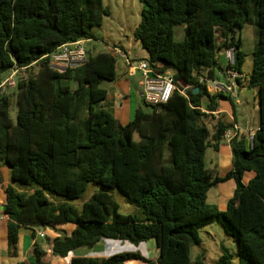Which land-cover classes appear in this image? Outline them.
Instances as JSON below:
<instances>
[{"label": "trees", "instance_id": "obj_1", "mask_svg": "<svg viewBox=\"0 0 264 264\" xmlns=\"http://www.w3.org/2000/svg\"><path fill=\"white\" fill-rule=\"evenodd\" d=\"M139 2L134 39L153 73H172L177 90L166 104L143 102L123 125L102 87L118 78L112 52L90 47L83 66L62 74L46 57L66 43L96 41L93 29L110 16L104 0H0V83L18 71L16 87L0 95V186L2 168L9 171L3 205L7 254L18 256L21 229L34 230L35 240L36 230L73 225L70 235L53 239L54 255L67 257L104 239L135 246L155 241L157 264H191V246L201 244L199 230L218 222L237 246L238 264H264V0ZM246 25L254 26L258 39L248 87L258 91L259 126L252 144L244 134L233 137L232 169L219 177L207 167L206 152L218 147L234 123L224 115L215 121L213 113L220 101L234 102L211 95L203 80L215 81L217 58L231 49L242 74L246 53L235 36ZM180 26L184 38L178 42ZM246 173L254 174L248 184ZM229 180L236 189L220 211L208 203V194ZM89 186L94 193L77 207ZM115 195L134 212L122 214ZM221 250L219 264H231L228 250ZM45 256L35 242V264H48ZM130 261L153 264L139 253L74 258L72 264Z\"/></svg>", "mask_w": 264, "mask_h": 264}, {"label": "crops", "instance_id": "obj_2", "mask_svg": "<svg viewBox=\"0 0 264 264\" xmlns=\"http://www.w3.org/2000/svg\"><path fill=\"white\" fill-rule=\"evenodd\" d=\"M111 14L112 13L110 12V15ZM127 14H129V12H127ZM134 31L132 37L123 36L125 39H127V41L126 40L125 41L128 42V46L127 44H123V43L114 46L120 49L126 55V59L121 58L123 60L121 63L122 72L118 74L117 71L118 74L117 80L104 88L108 91L109 96L113 100L112 109L114 116L123 125L129 123L132 120L137 108L140 105H142V103L144 102L143 75L141 72H136L134 74H131L129 71L130 63L137 65L139 62L145 61L147 58V53L146 55L140 53L139 56L136 54L132 56V52L136 48L134 42H137L134 39ZM253 33H254V29H253ZM239 37L240 39L242 38L241 35ZM102 45H103V41L101 39H98L97 37H96V41H93L91 43V46L95 47L98 50H105L106 48L110 49V47L102 48L101 47ZM222 53H223L224 61L223 64L218 63L219 69L216 70L215 81L220 84L228 85V81L225 76V70L227 69V59L225 53L221 52V54ZM243 79L244 78L242 77L239 84L237 82V85L234 88L233 92H229L226 94V96H229L234 101L236 107L243 106V103L240 101L239 95L243 90L249 88L248 83L245 84ZM257 95H258V91H257ZM254 106H255V110L257 111V117L255 118L254 116L253 117L250 116V113H248L249 111L246 108H244L242 122L238 120V109L235 106L233 107L230 102L224 100L218 103V111L216 112L215 115L214 114L213 115L215 121L219 119L220 115H224L223 120L226 122L234 123V126L240 127L243 130L249 128L255 130L259 126L258 98H257V105L255 103ZM209 150H211V153L207 157ZM206 159H207L206 161L207 167L211 171H213L215 175L219 177L225 176L232 169V152H231L230 143L223 140L218 145L217 148H212V147L209 148L206 152ZM1 171L4 176V184L0 186V264H18L24 261H28L30 264H35V260L32 257V248L35 242H38L46 252L44 261L47 262L48 264H72L74 258L108 259L113 255L121 254V253H139L146 260L151 261L153 264H157L156 260H154V257L158 256L157 257L158 260L159 249L155 241L153 242L148 241L145 243H141L138 246H135L127 241L104 239L100 241L93 248L84 247L77 249L71 252L67 257H60L54 255L52 251L53 239L62 235H70L74 230L73 225L56 226L50 230H44V231L36 230L35 233L37 238L35 240L33 238L34 230L21 229L19 233L18 256L15 258L9 257L7 254L8 253V228H7L8 217L3 213V205L5 201L4 186H7L9 183V171L7 168H2ZM253 177H254L253 173H246L244 175L243 182L245 184H248ZM222 186H224L223 187L224 190L222 191L221 189V192L223 193V198L220 201L221 208L217 205H213V206H216L220 211H225L228 201L233 197L234 191L236 189V182L234 180H229L228 182H226V185L224 184ZM222 186H220V188ZM216 197L219 200V196L216 195ZM218 200L215 202H218ZM40 232H42L45 235V237L43 238L40 237L39 235ZM41 239H46V244L41 243ZM126 264H145V263L140 261H130Z\"/></svg>", "mask_w": 264, "mask_h": 264}, {"label": "rangeland", "instance_id": "obj_3", "mask_svg": "<svg viewBox=\"0 0 264 264\" xmlns=\"http://www.w3.org/2000/svg\"><path fill=\"white\" fill-rule=\"evenodd\" d=\"M104 2L112 14L104 19L105 22L103 23V26L101 28L93 29L94 35L98 39H101L103 41V45L101 46L102 48L103 47L112 48L120 43L127 44L128 46V42H126L127 39H125L123 36H129V37L133 36V31L138 26L141 20V12L143 9V5L139 2V0H104ZM127 12H129V14H127ZM253 29H254L253 25H246L244 27V30L241 34L242 37L241 43L239 42L240 39L239 35L235 36V40L237 44H239L241 50L246 53V58L242 67V74L244 78L243 81L245 84L248 83L249 75L251 74L253 69V63L251 59L252 53L258 47V39L255 33H253ZM183 38H184L183 26L176 27L175 40L180 42L183 40ZM134 43L136 48L132 52V56L135 54L139 56L140 53L146 55V52L142 48L141 44L139 42H134ZM90 47L93 46H91L90 44ZM105 50L110 51V49L108 48H106ZM96 51H98V49H96ZM122 61L123 60L121 58H118V67H117L118 74L122 72L121 69ZM217 61L219 64H223L224 61L223 53L219 54ZM110 84H111L110 82H104L102 87L105 88ZM10 89L13 88H9V87L7 88V90ZM239 96H240L239 97L240 101L243 103V106L236 107V105L234 104V106L238 109V120L242 122L244 108H246L249 111L248 113H250V116L252 117L254 116L256 118L257 111L255 110L254 104L256 103L257 105V98H258L257 91L255 89L248 88L243 90ZM16 113H17V108L14 103L12 105V117L14 119H16ZM210 153L211 150L208 151L207 157L210 155ZM224 184L226 185V182L221 183L219 185L222 186ZM219 185L215 186L210 190V194H208L209 195L208 203L210 205H217L221 208L220 201L223 198V193L221 192V189L223 191L224 186L220 188ZM94 190H95L94 186H89L83 198L75 202V205L81 208L83 206V203L87 202L91 198L92 194L94 193ZM216 195L219 196V200L217 199ZM115 198L120 205V210L122 214H131L134 212L135 208L126 204L118 195H115ZM217 200L218 202H215ZM50 229L52 228L42 229V231L50 230ZM199 236H200L201 244L192 245L190 249L191 264H198L199 260L201 261V264H219L220 258L222 256V250H221L222 247L226 248L230 253L232 257L231 264H238L239 260H238L237 246L230 237L226 236L221 224H219L218 222H213L201 228L199 230ZM41 243L46 244V239H41ZM202 254L204 255V258H202ZM157 257L158 256L154 257V260H156V262H157Z\"/></svg>", "mask_w": 264, "mask_h": 264}, {"label": "built area", "instance_id": "obj_4", "mask_svg": "<svg viewBox=\"0 0 264 264\" xmlns=\"http://www.w3.org/2000/svg\"><path fill=\"white\" fill-rule=\"evenodd\" d=\"M91 40H79L76 42L66 43L60 46L56 51L47 55L50 60V67L56 72L62 74L67 69H76L83 66L87 62L88 51L90 48ZM110 52L117 58H125L126 55L117 47L110 48ZM227 59V69L225 70V76L228 81V85L220 84L216 81L206 82L207 90L211 95L224 94L233 92L237 85V81L242 79L243 75L235 70V55L234 50H228L225 52ZM24 71V69H22ZM129 71L131 74L141 72L144 78L143 100L147 105L157 106L166 104L171 99L173 93L177 90L174 76L168 72L165 74L156 75L149 68L147 62L141 61L137 65L129 64ZM18 71H12L1 83H0V95L2 92H8L7 88L16 87V77ZM153 77H152V76ZM214 115L216 112L213 113ZM244 134L250 143H253L255 130L252 128L243 130L240 127L234 126L232 130L226 131L223 138L228 143L231 142L236 134ZM40 237L45 235L40 232Z\"/></svg>", "mask_w": 264, "mask_h": 264}, {"label": "water", "instance_id": "obj_5", "mask_svg": "<svg viewBox=\"0 0 264 264\" xmlns=\"http://www.w3.org/2000/svg\"><path fill=\"white\" fill-rule=\"evenodd\" d=\"M152 76V75H151ZM153 77V76H152ZM195 93H198V89L195 90ZM6 207L3 206V211H5Z\"/></svg>", "mask_w": 264, "mask_h": 264}]
</instances>
